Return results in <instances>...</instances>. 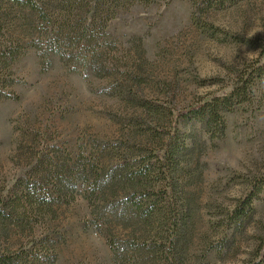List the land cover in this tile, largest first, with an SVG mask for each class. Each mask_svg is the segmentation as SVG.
<instances>
[{"label": "rangeland", "instance_id": "obj_1", "mask_svg": "<svg viewBox=\"0 0 264 264\" xmlns=\"http://www.w3.org/2000/svg\"><path fill=\"white\" fill-rule=\"evenodd\" d=\"M38 1L37 15L17 8L1 23L0 47L12 55L0 61V201L30 180L54 195L58 173L75 176V189L20 226L1 223L0 253L48 238L49 264H171L161 223L149 233L115 219L89 184L96 165L111 168L137 134L168 127L140 102L185 108L221 88L198 80L228 82L231 70L258 57L238 38L264 43V0L207 12L192 0ZM260 88L259 101L225 115L223 139L197 130L181 161L171 195L186 200L191 237L177 264H243L264 238V205L257 204L251 226L229 240L226 253L210 251L223 235L215 223L246 193V179L264 175ZM144 241L152 250L141 248Z\"/></svg>", "mask_w": 264, "mask_h": 264}, {"label": "trees", "instance_id": "obj_2", "mask_svg": "<svg viewBox=\"0 0 264 264\" xmlns=\"http://www.w3.org/2000/svg\"><path fill=\"white\" fill-rule=\"evenodd\" d=\"M68 1L72 3L74 0ZM192 1L197 8L207 12L226 10L244 0ZM38 5V0H0V31L1 23L17 8L20 13L30 9L37 15L40 12ZM205 31L213 34L208 27ZM238 39L240 43L259 51L254 61L231 70L228 82L220 78L198 80L200 86L220 85L221 88L198 98L185 108L171 110L165 109L159 102H140L139 106L146 114L159 121H166L168 127L160 129L150 126L148 131L137 134L138 136L134 137L135 147L127 146V154L117 155L111 168H100L96 165L94 180L89 184L93 193L107 199L110 208L108 211L115 219L141 225L149 233L161 223V239L169 249L171 264L178 263L177 256L184 253L191 237L187 227L191 216L187 211L186 200L177 201L171 193L173 183L181 176V161L192 151L197 130L202 131L208 140L223 139L227 131L225 115L234 112L242 104L256 103L262 95L260 87L264 84V43L257 38ZM0 55H3L0 56V61L10 58L11 49L6 51L0 47ZM139 119L141 123H145L143 118ZM148 145H154L153 150L150 149L145 154L144 149L148 148ZM150 157L154 158L156 164L147 162ZM81 167L84 174L86 167ZM82 172L78 171L80 174ZM64 174L58 173L55 178L59 177L54 195L49 194V191L40 193L37 190L40 184L36 181L19 182L14 197L0 201V227L1 223L6 226L14 223L20 226L30 217V213L41 212L51 201H55V198H66L67 194L75 189V176L64 178ZM158 182L161 188L155 191V184ZM246 184V193L236 198L232 208L226 210L215 223L214 227L221 229L223 235L221 240L210 246V251L220 257L226 253L229 240L233 241L236 235L244 234L251 226L259 212L257 204L264 205V175L248 177ZM109 197L112 201H108ZM5 227L2 229L6 230ZM145 242L147 241L140 243L141 248L146 252L152 250L153 247ZM111 244L116 253L118 244ZM54 257L48 238H41L32 240L17 250L1 252L0 264H49L54 262ZM167 259L166 257V261ZM243 264H264V238L258 239L251 257L244 260Z\"/></svg>", "mask_w": 264, "mask_h": 264}]
</instances>
